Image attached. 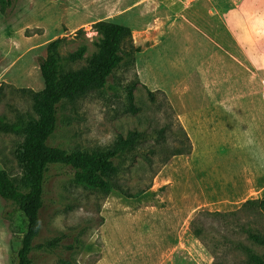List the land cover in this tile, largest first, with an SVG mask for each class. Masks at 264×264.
<instances>
[{"label": "rangeland", "instance_id": "1", "mask_svg": "<svg viewBox=\"0 0 264 264\" xmlns=\"http://www.w3.org/2000/svg\"><path fill=\"white\" fill-rule=\"evenodd\" d=\"M11 3L0 8V120L32 114L50 42L63 39V59L83 49L82 60L64 61L77 69L98 51L94 24L106 21L130 29L131 53L102 89L58 107L47 144L105 151L130 132L142 135L116 161L108 195L74 183L68 167L49 168L33 246L62 240L52 252L33 250L32 263L250 264L244 247L264 259L244 231H263L264 215L242 207L264 196V163L255 168L264 150V0ZM21 142L0 131V170L17 183ZM25 227L0 197V264L14 263Z\"/></svg>", "mask_w": 264, "mask_h": 264}, {"label": "trees", "instance_id": "2", "mask_svg": "<svg viewBox=\"0 0 264 264\" xmlns=\"http://www.w3.org/2000/svg\"><path fill=\"white\" fill-rule=\"evenodd\" d=\"M11 4V0H0L1 10L10 8ZM94 27L102 38L98 51L86 58L85 65L77 69H66L64 61L76 63L82 60L83 49L63 59L59 54L63 39L50 42L46 48V56L39 60L43 89L31 92L32 114L20 116L9 124L0 120L1 132L22 137V142L15 150L16 162L22 172L20 183L13 180L6 171L0 170V197L12 202L26 220L13 264H33L30 258L33 250L52 252L62 240L60 236L33 246V241L41 230L39 215L44 203V183L46 173L52 165L70 168L74 183L108 195L113 190V179L117 173L116 161L142 137L137 132H130L125 138H120L113 148L105 151H66L47 144L56 128L58 107L64 102H74L92 91L102 89L107 79L131 53V44L130 50H125L131 40L129 28L106 21H99ZM128 98L132 99L130 91ZM176 155L182 153L176 150L173 156ZM242 207L263 216L264 196L259 200H248ZM244 231L250 242L264 247V230H256L247 225ZM194 234L199 236L200 231L195 229ZM68 248L72 250L74 246ZM244 250L250 264H264L261 255L248 247H244ZM63 263L70 264L65 261Z\"/></svg>", "mask_w": 264, "mask_h": 264}, {"label": "crops", "instance_id": "3", "mask_svg": "<svg viewBox=\"0 0 264 264\" xmlns=\"http://www.w3.org/2000/svg\"><path fill=\"white\" fill-rule=\"evenodd\" d=\"M236 32H237V34L238 35H240V33H241V31H237V28H236ZM240 38H242V37H240ZM198 115H201L202 116V110H200V111H196L195 112V116H198ZM198 119V118H197ZM196 119V120H197ZM198 120H202V118H199ZM260 147V146H259ZM260 153L263 155V157H262V159H259L257 162V166L255 165V168H256V171L258 172V173H260V164H261V162H263L264 163V150H261L260 151ZM235 177V176H234ZM243 176H241V177H239L238 178V180H235V181H232L233 183H235V185H234V187H239V184H240V182H243ZM256 179H258L257 177L255 178V180ZM240 180V181H239ZM260 182H261V184H264V168L262 169V173H261V178L259 179V184H260ZM242 192V191H241ZM240 193V192H239Z\"/></svg>", "mask_w": 264, "mask_h": 264}]
</instances>
